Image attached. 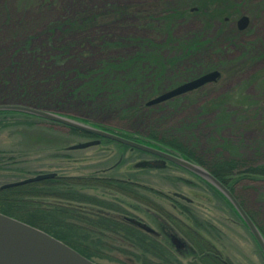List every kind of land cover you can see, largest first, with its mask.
Segmentation results:
<instances>
[{"label": "rangeland", "instance_id": "obj_1", "mask_svg": "<svg viewBox=\"0 0 264 264\" xmlns=\"http://www.w3.org/2000/svg\"><path fill=\"white\" fill-rule=\"evenodd\" d=\"M195 1L5 0L3 4L5 11L3 6L0 11V72L5 69L8 62L10 63V59L11 63L17 64V68L11 70L9 75L7 73L8 76L4 77L0 83V103L7 104L13 101L12 91L17 85L16 76L29 84L31 93L38 94L42 92V89L43 91L49 89V85L50 88L55 85L53 79L45 78L48 74L55 75L53 72L64 71L67 74L65 76L70 77L69 70L75 69L76 65L93 67L95 63L102 60L111 61L109 59L118 58L121 55L125 57L128 53L126 51L134 46V42H125V38L151 36L146 27L139 25L136 16L129 15L127 11L125 13H118V11L129 10L130 7L142 4H153L155 5L153 7L162 10L187 7L190 15L177 19L175 26L170 30L174 34L172 37L197 35L212 41V45L208 41L196 54H192L187 59L189 62L200 63L193 66L190 74L194 76L189 79L197 76V72L206 67H212L210 70L217 69L222 75L217 84L207 83L200 89L198 92L200 98H196V92L194 96H191L192 103L187 100L182 109L172 113L165 120L156 121L157 115L152 114L155 118L152 121L165 128H169L178 121L186 125L195 123L196 125L194 124L195 126L191 129L194 133L185 132L191 138L187 139L186 143L189 144L187 147L203 160H209L217 153L213 152L214 147L204 145L203 142L208 143L210 140L217 139V136H213L210 132L212 127L207 118L198 125V130L197 122H195L198 105L208 98L209 93L217 95L241 89L244 100L251 103L249 108L252 107V110L264 115V0H227L228 3L230 2L228 13L225 12L221 18H208L206 22L193 10L197 3ZM6 14L10 15L9 19L4 17ZM106 14L107 17H101ZM242 15L247 16L248 22L245 28L239 29L237 21ZM16 28L18 32L14 36L11 31ZM23 38L28 41L20 43ZM63 43L69 44L70 52L77 57L75 59L63 57L61 61L57 59L54 63L52 57L60 55L62 50L67 48L65 45L64 48L59 49L64 45ZM218 47L221 49L218 50ZM177 69L166 71L160 86L168 90L177 85L176 83L185 77L184 74L175 72ZM59 94L64 95V92ZM59 94L57 95L61 97ZM76 101L77 99H65L62 105L48 108V111L91 125H96L94 123L106 125L110 128V132H116L119 135L125 133L128 134L126 138L153 146L151 142L142 140L143 137L139 135V138H135L136 135L132 133L135 130L147 132L148 128L144 126L146 123L144 115L139 113L123 119V113L111 114L108 111L101 113L93 106L95 104L89 106L88 103H82L84 104L82 105L81 102ZM229 110L232 111L233 107ZM32 116L33 118H29L31 124L14 123L17 121L15 120L9 121L12 123L8 126L0 127V185L48 172L69 176L92 174L96 177L131 180L150 188L139 189L141 201L114 189L96 185L80 188L79 192L111 208H116V210L99 211L97 205L87 203L88 210L106 212L111 216L134 217L160 234H163L161 230L163 226H178L171 218L169 219V216H174L180 221L178 228L194 227L192 220L187 218L177 206L183 204L201 225V228H194L195 237L198 238L197 235L205 237L209 241L211 251L214 254L218 251L219 258L225 264H264V258L241 218L234 215L224 201L214 196L208 187L189 172L169 161L162 162L145 152L138 153L129 148L121 152L112 143L103 142L86 148L68 149L67 146L88 138L67 137L66 128L57 126L45 118ZM241 117L243 121L238 125L235 123L236 120L232 121L233 125L240 127L232 130L229 127L230 129L223 130L219 137L221 140L229 138L239 142L242 136L245 145L258 141L262 129L255 122L254 113L246 114L244 117L241 115ZM58 135L68 138L64 142H67L64 146L66 148L62 150L56 146L58 142L55 137ZM154 147L170 150L163 146L154 145ZM171 151L181 155L175 150ZM253 152L245 150L241 152L242 157L248 162L254 161L258 159V156L255 157ZM225 154L219 156L224 157ZM141 161L156 163L155 166L161 164L162 168L151 167L142 170L137 166V163ZM248 162L244 166V163H238L239 169L246 168ZM233 178L235 180L231 181V184L235 195L243 201L245 208L264 228V178L250 175L243 178L238 174L233 175ZM176 193L184 196L186 200L176 196ZM55 200L58 202L55 197L38 199L44 204L55 202ZM177 234L188 243L189 248L193 250L197 248L183 233L177 232ZM192 239L195 240L194 237ZM164 240L168 242L167 239L164 238ZM107 243L111 246V250L106 252L107 258L105 256L95 259L98 263L139 264L136 260V250H134L135 255H131L127 252L130 251L128 247L115 242L112 237ZM171 247L175 249L172 245ZM120 249L126 252H121ZM177 249L183 252V255H178L182 260L181 264H195L193 253L188 250L185 252L181 247Z\"/></svg>", "mask_w": 264, "mask_h": 264}, {"label": "trees", "instance_id": "obj_2", "mask_svg": "<svg viewBox=\"0 0 264 264\" xmlns=\"http://www.w3.org/2000/svg\"><path fill=\"white\" fill-rule=\"evenodd\" d=\"M4 2L5 0H0V11L2 6L3 11H5ZM195 2L197 3L193 10L197 15H200L205 22L208 18H221L225 12L228 13V7L230 6V2L228 3L227 0H196ZM153 6L155 5L142 4L141 6L137 5L130 7L129 10L124 9L118 11V13H125L127 11L129 15L136 16V19L139 20V25L146 27L148 34L151 35L125 38V42H134V46L126 51L128 52L127 56L122 57L121 55V57L109 59L111 61L102 60L95 63L93 67L76 65L75 69L72 68L69 70L70 77H66L65 75L67 74H65L64 71L53 72L55 75L50 73L45 78L53 79L55 85L51 88L49 85V89H44V91L42 89V92L38 94L31 93L29 84L23 81L19 76H16L17 85L12 91L13 101L11 103L25 104L27 106L49 110L62 105L65 99H77V101L81 102L80 104L88 103L89 106L95 104L93 106L101 113H104V111H108L111 114L123 113V119L128 116L133 117L132 115L139 113L144 115L146 121L144 126L148 128L147 132L143 133L141 130L132 131L133 135H136L135 138L141 136L143 137V139L141 138L142 140L151 142L153 146H163L170 150H175L184 158L192 160L207 169L233 193L239 204L264 237V228L245 208L243 201L238 199L231 184V181L235 180L233 175L236 174L243 178L248 175L264 178V115L262 116L259 111L252 110V107L249 108L251 103L244 100L241 89H235V91L225 94L220 93L214 95L212 92L209 93V95H207L208 98L204 99V101L198 105L197 117L195 119L198 130V125L202 123L203 119L207 118L212 127L210 132H212L213 136H217V139L210 140L208 143L203 142L204 145L208 144L214 147V151L210 150L217 153L207 161L203 160L201 156L199 157L195 154L196 152L194 153L187 147L189 144L187 145L186 142L191 139L187 133H190L192 127L196 125L195 123L191 122L186 125L178 121L169 128H165L157 123L154 124L153 121L155 118L152 117V114L157 115L156 121L165 120V118L167 119L172 113L182 109L186 102H188L187 100L192 103L190 100L191 96H194L196 92V98H200L198 92L203 86L172 99L154 105H146L147 99L166 90V88L160 86L161 80H164V73H166V71L178 68L175 72L185 75L184 78L180 79L179 83L194 76V74H190V71H193V66L200 63L189 62L187 59L191 57L192 54H196V52L206 45L208 41L212 45V41L197 35L193 37H172L174 34L170 30L175 26L177 19L190 15L188 9H186L187 7L182 6L176 9L162 10L160 8L156 9V7ZM4 17L9 19L10 15L6 14ZM101 17L105 18L107 14ZM17 29L18 28L11 31V34L14 36L17 35ZM153 35L155 36L152 38ZM27 41L26 38H23V41L20 43ZM63 44L64 45L60 46L59 49L64 48L65 45L67 48L62 50L60 55L52 57L54 63L57 62V59L61 61L63 57H65V59H75L77 57L70 52L68 48L70 46L69 44ZM217 49L219 50L221 47ZM9 61L10 63L8 62L5 69L0 72V83L4 77L9 75L11 70L17 68V64L11 63V59ZM211 68L212 67H206L199 71V73L197 72V75ZM139 80L140 82H138ZM217 81L211 84H217ZM179 83L177 82L176 84ZM60 92H64V95L59 94ZM57 94L61 95L62 98ZM230 107H233L232 111L229 110ZM252 113H254V117L256 118L255 122L261 126L263 131H261L260 138H258L256 143L245 145L242 136L239 142H235L229 138L222 140L219 138L223 130L230 128L232 130L240 127L233 125V120H236L235 123L238 125L243 121L241 115L244 117L246 114L252 115ZM31 117L33 118L32 115L22 112L0 110V127L8 126L12 123L9 121L15 120L17 121L14 123L31 124V119H29ZM50 122L62 128H66L67 137L73 136L88 139L96 137L95 135L61 123ZM94 124L110 130L106 125ZM191 132L194 133L193 131ZM121 135H126L125 137L128 136V134L125 133H121ZM67 137L61 135L55 137L58 142L56 146L61 150L66 148L64 146L67 145V142H64L67 141ZM200 139H202V137ZM198 141L200 143V140ZM103 142L114 144L121 152L129 148L132 151L144 153L141 150L131 148L125 144L106 138H100V144ZM245 150L254 151L255 157L258 156L260 160L255 159L254 161L251 160V162H248L242 157V153ZM223 153H226V156L220 157L219 155ZM247 162L248 166L240 170L238 163H244V166ZM160 165L161 164L155 166V164H150L148 161L137 163V166L141 167L140 169L142 170L146 168L150 169L151 167L162 168V165ZM194 177L208 187L214 196L224 201L234 215H237L231 204L217 189L198 176ZM183 181L188 183L187 180L183 179ZM93 185L101 188L114 189L123 195L140 201L139 189H150L134 181L122 178L96 177L92 174L84 176L56 175L52 178L35 182L3 189L0 188V213L43 230L54 238L67 244L81 255L94 261L96 264L100 263L95 261V259L105 256L107 258L106 252L111 250V246L107 243L110 237H112L115 242H120L123 246L128 247L131 252H127L131 255H135L134 250H136V260H138L139 264H180L174 255L167 250L168 242L164 239L157 238L128 223L124 219V216H111L106 212H99L105 209L116 210V208H111V206L101 201L91 199L86 196V194L79 192L80 188H87ZM43 197H55L58 199V202L55 200V202L44 204L38 201L39 198ZM142 202H144V200H142ZM87 203L97 205L99 211L95 212L93 209L88 210L86 206L88 205ZM177 206L179 210L193 222L192 224L194 227L184 228L187 230L189 239H191L194 246L197 247V264H225L221 261L219 256L215 257V254L211 251L209 241L205 237H200L199 235H197L198 238L195 237L194 228H201L198 219L196 220L194 216L191 215L188 207L183 204H178ZM118 212L121 211L118 210ZM170 218L179 226L180 221L178 219L173 216H169V219ZM192 237H194L195 240L192 239ZM120 251L126 252L124 249H120ZM193 256L195 258L196 253H193ZM167 258L169 259L168 261Z\"/></svg>", "mask_w": 264, "mask_h": 264}, {"label": "water", "instance_id": "obj_3", "mask_svg": "<svg viewBox=\"0 0 264 264\" xmlns=\"http://www.w3.org/2000/svg\"><path fill=\"white\" fill-rule=\"evenodd\" d=\"M248 18L242 15L238 21L237 26L239 29L246 27ZM218 70H210L195 78L187 80L183 83L176 85L162 93L154 96L146 101V105H154L159 102L171 99L175 96L192 91L202 85L214 82L219 77ZM0 110L17 111L28 113L31 115L39 116L63 125L81 130L83 132L110 139L131 148L139 149L143 152L152 154L162 160L169 161L192 174L200 177L216 188L233 206L238 216L241 218L249 233L259 246L264 255V237L258 230L257 226L243 210L239 202L236 200L230 190L214 177L207 169L196 162L183 158L177 153L169 150L146 145L121 136L117 133L110 132L98 126L80 122L73 118L61 115L56 112L42 110L30 106L20 104H0ZM99 144V139H90L74 143L68 146V149H81L89 146ZM56 176L54 172L36 174L17 181L8 182L0 185V188H7L17 185H22L29 182H35L46 178ZM181 198L184 196L177 194ZM126 220L137 227L147 231L154 232V230L145 223L135 219L126 217ZM0 264H96L92 260L81 255L79 252L63 243L62 241L54 238L48 233L40 230L34 226L24 223L20 220L0 213Z\"/></svg>", "mask_w": 264, "mask_h": 264}, {"label": "flooded vegetation", "instance_id": "obj_4", "mask_svg": "<svg viewBox=\"0 0 264 264\" xmlns=\"http://www.w3.org/2000/svg\"><path fill=\"white\" fill-rule=\"evenodd\" d=\"M182 199V198H181ZM185 199V198H184ZM186 200V199H185ZM188 201H190L189 199H187ZM174 205V204H173ZM174 217V216H173ZM165 225V224H164ZM176 225V224H175ZM167 230H166V229ZM184 229V230H183ZM161 230H162V233L164 234L165 233V235H163V234H160V232H158V231H156V230H154L155 232L154 233H152V235H154L155 237H157V238H160V239H167V241H168V247H167V250L168 251H170L171 252V254H173L174 255V257L179 261V263L181 264V262H182V260L180 259V257H178V255L179 254H181V255H183V252L182 251H179V249H177V248H183L184 249V251L185 252H187V250H188V252L190 251L191 253H196V257H195V264H197V248H195L194 250L193 249H191V248H189V246H188V243H186V242H184L183 240H182V238H180L179 236H178V234H177V232H180V233H183V235L184 236H186V238H189L188 236L189 235H187V231H185V228H178V226L176 227V226H174V225H169V226H163L162 228H161ZM182 231V232H181ZM171 245L175 248L174 250H176L177 252H175L173 249H172V247H171ZM219 253H218V251L216 252V254H215V257H217V256H219L218 255ZM178 257V258H177ZM169 259L167 258V261H168ZM181 261V262H180ZM222 261V260H221ZM223 262V261H222ZM223 263H225V262H223Z\"/></svg>", "mask_w": 264, "mask_h": 264}, {"label": "bare ground", "instance_id": "obj_5", "mask_svg": "<svg viewBox=\"0 0 264 264\" xmlns=\"http://www.w3.org/2000/svg\"><path fill=\"white\" fill-rule=\"evenodd\" d=\"M7 104H12V103H7Z\"/></svg>", "mask_w": 264, "mask_h": 264}]
</instances>
